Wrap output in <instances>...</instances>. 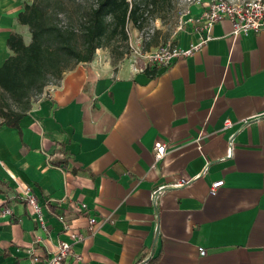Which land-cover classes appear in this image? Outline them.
Wrapping results in <instances>:
<instances>
[{"label":"crops","instance_id":"0c3cea01","mask_svg":"<svg viewBox=\"0 0 264 264\" xmlns=\"http://www.w3.org/2000/svg\"><path fill=\"white\" fill-rule=\"evenodd\" d=\"M32 2L0 0V66L10 33L31 42L19 13ZM211 36L149 71L81 62L19 128L0 116V264H32L70 240L60 211L85 236L71 264H264V29L235 35L224 18ZM198 38L190 30L177 45ZM28 193L47 205V229ZM90 212L100 220L92 235Z\"/></svg>","mask_w":264,"mask_h":264},{"label":"trees","instance_id":"16d2710c","mask_svg":"<svg viewBox=\"0 0 264 264\" xmlns=\"http://www.w3.org/2000/svg\"><path fill=\"white\" fill-rule=\"evenodd\" d=\"M168 0H33L19 13L32 40L10 33L7 45L13 51L0 66V116L3 124L19 128L35 98L66 71L81 62H91L99 48L113 40H129L128 24L143 27L149 7ZM149 68L147 67L146 70ZM62 161H52L60 166ZM25 203L28 202L24 200ZM48 206L55 212L56 207Z\"/></svg>","mask_w":264,"mask_h":264},{"label":"built area","instance_id":"2783aa9c","mask_svg":"<svg viewBox=\"0 0 264 264\" xmlns=\"http://www.w3.org/2000/svg\"><path fill=\"white\" fill-rule=\"evenodd\" d=\"M227 18L232 22L233 32L235 35H248L251 32H258L264 29V0H250L242 3L227 2L225 0L209 3L206 9L196 16L194 24L196 31L199 33L197 43L189 47H181L178 45H169L160 50L152 51L150 53L139 55L140 62L134 60V67L136 70H143L149 64L169 65L176 59L188 57L193 52L203 45H205L211 38V29L213 25ZM226 127L231 126V121L227 120ZM233 143V138L230 140V145ZM166 145L161 144L155 147V160L159 161L165 154ZM224 180L213 182L210 187V194L215 195L223 186ZM163 190L159 187L155 190V197ZM29 204L32 207V215L39 225L47 229L48 222L45 215L44 202H41L34 194L28 193ZM80 208L87 209V204L82 203ZM56 217L63 226V230L68 233L70 240H61L56 244L55 250L50 251L49 256L43 258L38 254H33L32 264H71L74 261H80L82 257L75 252V245L84 239V234L75 229L67 216L63 212H57ZM99 217L92 212L88 216V224L86 226L87 232L92 235L98 229ZM207 250L200 248V254L205 255Z\"/></svg>","mask_w":264,"mask_h":264},{"label":"rangeland","instance_id":"374dc122","mask_svg":"<svg viewBox=\"0 0 264 264\" xmlns=\"http://www.w3.org/2000/svg\"><path fill=\"white\" fill-rule=\"evenodd\" d=\"M216 1L220 0H168L158 7L151 6L145 15L143 27H137L132 22L128 24V41L120 38L113 40L112 45L99 48L95 58H98L101 64L108 66H121L125 63L132 65L135 64L134 60L140 62V54L144 55L169 45H177L183 33L190 30L196 31L194 24L196 16L206 9L207 4ZM225 1L242 3L250 0ZM58 83L52 80L47 87Z\"/></svg>","mask_w":264,"mask_h":264}]
</instances>
